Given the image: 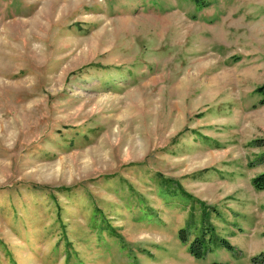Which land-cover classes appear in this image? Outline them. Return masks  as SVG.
Segmentation results:
<instances>
[{
	"label": "rangeland",
	"instance_id": "rangeland-1",
	"mask_svg": "<svg viewBox=\"0 0 264 264\" xmlns=\"http://www.w3.org/2000/svg\"><path fill=\"white\" fill-rule=\"evenodd\" d=\"M263 85L264 0H0V264H264Z\"/></svg>",
	"mask_w": 264,
	"mask_h": 264
},
{
	"label": "trees",
	"instance_id": "trees-1",
	"mask_svg": "<svg viewBox=\"0 0 264 264\" xmlns=\"http://www.w3.org/2000/svg\"><path fill=\"white\" fill-rule=\"evenodd\" d=\"M196 3L201 4L202 0H194ZM255 92H257L261 98L260 102H264V85L255 89ZM252 186L256 190H263L264 189V171L254 176L251 180ZM182 230V229H181ZM183 231V230H182ZM186 241V240H185ZM184 241V242H185ZM223 244L230 250L233 251V247L230 245V243L226 240H223ZM202 242L199 238H196L193 242H191L188 247V253L192 255L194 258H203L205 255L204 250H202ZM253 261H264V251L260 252L256 257L252 258Z\"/></svg>",
	"mask_w": 264,
	"mask_h": 264
}]
</instances>
